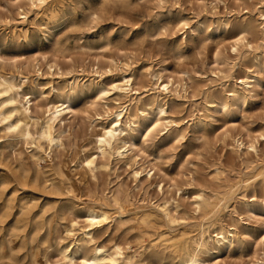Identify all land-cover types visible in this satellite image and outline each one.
Returning a JSON list of instances; mask_svg holds the SVG:
<instances>
[{
  "label": "rangeland",
  "instance_id": "374dc122",
  "mask_svg": "<svg viewBox=\"0 0 264 264\" xmlns=\"http://www.w3.org/2000/svg\"><path fill=\"white\" fill-rule=\"evenodd\" d=\"M263 8L264 0H46L37 7L0 0V264H60L86 209L100 205L112 216L95 228V241L120 242L137 264H172L175 255L150 241L184 233L193 246L204 222L213 236L220 226L235 233L230 246L210 243L207 264L264 261ZM246 23L252 28L233 51ZM245 70L257 76L249 91L238 78ZM126 72L139 91L124 118L140 120L128 138L135 144L121 156L100 155L94 173L86 172L81 149L128 101L116 93L97 99L95 81ZM161 82H169L164 94ZM234 85L242 96L231 95ZM56 89L73 93L74 111L55 127L63 146L47 154L40 135ZM26 92L31 118L22 110ZM159 101L175 122L146 135ZM27 124L31 139L23 136ZM197 192L206 197L202 210ZM166 200L179 204L171 206L173 222L160 210ZM147 212L152 222L143 225ZM73 219L76 234L67 235Z\"/></svg>",
  "mask_w": 264,
  "mask_h": 264
},
{
  "label": "bare ground",
  "instance_id": "6f19581e",
  "mask_svg": "<svg viewBox=\"0 0 264 264\" xmlns=\"http://www.w3.org/2000/svg\"><path fill=\"white\" fill-rule=\"evenodd\" d=\"M28 1L31 3V6L37 7L41 6L46 0ZM27 13L28 12H26V10L22 8V14L24 18H26ZM260 14L264 19V8L260 11ZM251 28L252 25L250 23H246L239 28V37L234 41L233 51L238 50L239 44L245 41L246 33H248ZM125 65L128 66V63L126 62ZM95 68L97 72L98 69L101 68L100 64H97ZM109 71H111V69H109ZM99 75H101V73H99ZM238 78H240V84L247 86V88H244V86H242V89L249 91L251 83L255 82L257 76L255 72L245 70L244 75H240ZM95 83L97 99L107 101L111 93H116L118 96L124 97L128 101H125L123 103L120 102L114 111L111 110L112 113L110 114L112 115V120L109 122L101 121L100 128L92 133L90 142L85 147H83V149H81L82 155L79 157L78 163L84 171L93 173L97 168V158L100 155L106 156L116 154L117 156H121L125 153V150L135 144L134 141L129 140L130 138H132L131 130H135L140 124V120L138 117L132 119L129 118L130 120L128 121V123L124 122L125 115L126 113H128L130 107L129 103L127 102H130L131 104L139 98V91L134 87L133 73L126 72L125 74L116 78L112 76L109 81L98 79L95 81ZM166 90H169V82H161L158 86V91L161 94H164ZM229 92L233 97L243 95L241 89L237 85L231 86L229 88ZM25 95V102L22 106V110L25 113L26 117L31 118L32 116L29 114V111L31 108L30 102L33 98V94L26 92ZM73 100L74 98L72 92L63 93L62 90L60 91L59 89H56L55 97L49 99L46 102L48 114L46 115V125L41 132L40 138L44 139L49 145L48 152L46 151V149H44L47 154L51 152V148L53 145L63 146V139L59 134L55 133V127L57 124H64V121L67 118V113L74 111ZM166 105L167 102H157L159 115L157 117H154V119L146 126V135L160 129V127L162 126H167V123L169 122L170 124H172V122H175L174 120L169 119V110L168 106ZM14 110L15 108H13L11 111ZM4 113L5 112L0 109V120L5 119L6 115ZM23 136L26 139H31L32 134L31 130L28 127V124L23 130ZM243 145V141H240L239 143L237 141L238 149L242 148ZM123 146H125L124 149H122ZM248 146H253V144H250ZM38 159L40 158H38L37 156L35 160ZM138 174L139 171L134 172L135 177H137ZM256 174H260V171ZM195 198L196 208L198 210L204 209L206 197L203 195V193L197 192L195 194ZM114 200L119 204L118 197L114 196ZM221 205L222 204H220V206ZM171 206L176 209L179 204L175 200H166L164 204L160 206V210L164 213L169 221L173 222L174 219L171 214ZM220 206H215V212L220 208ZM111 210L106 205L88 207L84 213V220L86 223L82 227H79L78 230H76L78 221L76 219H73L71 221L70 227L66 229V234L74 235L76 234V232H79V235L73 242L75 243L74 248H70L69 245L62 247V262L60 264H137L135 255L133 253H128L127 251H125L120 242H114L111 248H107L104 244H102L103 242L97 243L95 241V228L108 221V219L112 216ZM151 216V212L145 213L140 217L139 223L143 225L151 224ZM213 216L214 215L210 216L206 220L208 221L209 219L213 218ZM209 227L210 224L206 225L204 222L202 228L200 229L198 237L194 239L193 246L190 245L189 238L184 233L180 234L179 237H175L173 235L169 236L167 234L161 233L160 235H158V239L155 241L151 240L152 242L150 241L149 245L150 247L158 248L159 252L170 250L177 258L176 261H174L172 264H207V258L205 257V255L210 251L209 245L211 242H213L214 246L219 250V247L221 245L230 246L235 241L234 232L220 226L215 227V235L213 236L209 231ZM74 230H76V232H74ZM262 239L264 241V237ZM89 243H92V245L90 246V250L82 251L81 249L83 248V246ZM160 245H162V247H160ZM136 256H138V253ZM262 263H264L263 260L259 262V264ZM43 264L56 263L46 258L43 261ZM243 264L253 263L251 261H247Z\"/></svg>",
  "mask_w": 264,
  "mask_h": 264
}]
</instances>
